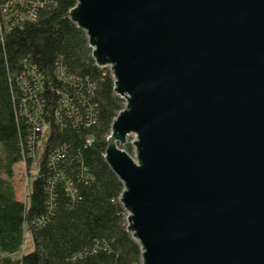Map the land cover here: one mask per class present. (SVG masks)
<instances>
[{"label":"water","instance_id":"obj_1","mask_svg":"<svg viewBox=\"0 0 264 264\" xmlns=\"http://www.w3.org/2000/svg\"><path fill=\"white\" fill-rule=\"evenodd\" d=\"M69 16L125 100L104 158L141 264H264V0H76Z\"/></svg>","mask_w":264,"mask_h":264},{"label":"trees","instance_id":"obj_2","mask_svg":"<svg viewBox=\"0 0 264 264\" xmlns=\"http://www.w3.org/2000/svg\"><path fill=\"white\" fill-rule=\"evenodd\" d=\"M75 4L0 0V264H141L104 158L125 101L70 19Z\"/></svg>","mask_w":264,"mask_h":264},{"label":"rangeland","instance_id":"obj_3","mask_svg":"<svg viewBox=\"0 0 264 264\" xmlns=\"http://www.w3.org/2000/svg\"><path fill=\"white\" fill-rule=\"evenodd\" d=\"M125 101V100H124ZM135 139V135L134 134H129L127 136V143L122 147L124 149V147L126 145H131V151L128 152L133 158H135V153H134V146L132 145V141ZM11 183H12V186L14 187L15 189V192H16V197L18 199H23L24 198V195H25V186H26V180H25V177H24V174H23V165L21 164H17L15 167H14V176L13 178L11 179ZM30 246V243H29V240L27 238L26 240V249H28Z\"/></svg>","mask_w":264,"mask_h":264}]
</instances>
